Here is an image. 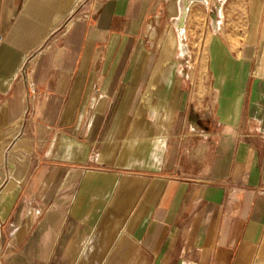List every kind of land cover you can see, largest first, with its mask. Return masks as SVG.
Wrapping results in <instances>:
<instances>
[{
  "label": "crops",
  "instance_id": "1",
  "mask_svg": "<svg viewBox=\"0 0 264 264\" xmlns=\"http://www.w3.org/2000/svg\"><path fill=\"white\" fill-rule=\"evenodd\" d=\"M1 36L0 262L264 264V0H0Z\"/></svg>",
  "mask_w": 264,
  "mask_h": 264
},
{
  "label": "rangeland",
  "instance_id": "2",
  "mask_svg": "<svg viewBox=\"0 0 264 264\" xmlns=\"http://www.w3.org/2000/svg\"><path fill=\"white\" fill-rule=\"evenodd\" d=\"M184 29H185L184 34L181 33L182 36L185 35V37H182L183 39H185V41L182 44V47L184 45L186 46V44H187L186 39L188 38V36L186 35L188 28H187V30H186V28H184ZM179 30H180V28H179ZM198 30H199V28H198ZM180 32H181V30H180ZM181 61L180 60H177V65H178L179 68L182 67V63H185L186 62V61L184 62L183 60H181ZM19 255H20V252L19 251H16V252L15 251H13V252H7V255H6L5 259L2 262H0V264L14 263L13 261L16 260V258H18ZM24 259H25V257L24 258L23 257L22 258H18L16 262H25Z\"/></svg>",
  "mask_w": 264,
  "mask_h": 264
},
{
  "label": "built area",
  "instance_id": "3",
  "mask_svg": "<svg viewBox=\"0 0 264 264\" xmlns=\"http://www.w3.org/2000/svg\"><path fill=\"white\" fill-rule=\"evenodd\" d=\"M2 40H3V37L1 36V38H0V42H1ZM262 46H264V43H262V44L259 46V48H258V53H257V60H256V66H255V69H257L258 65L260 64V57H259V54H260V51H261ZM258 76H260V75H258ZM260 77L264 78V64H263V75L260 76Z\"/></svg>",
  "mask_w": 264,
  "mask_h": 264
},
{
  "label": "bare ground",
  "instance_id": "4",
  "mask_svg": "<svg viewBox=\"0 0 264 264\" xmlns=\"http://www.w3.org/2000/svg\"><path fill=\"white\" fill-rule=\"evenodd\" d=\"M182 37H185V35H183ZM182 50H183V51H186V50H187V47L184 45V46L182 47Z\"/></svg>",
  "mask_w": 264,
  "mask_h": 264
}]
</instances>
